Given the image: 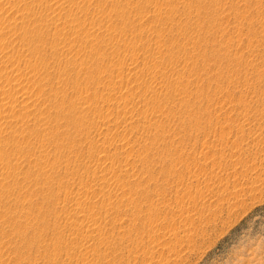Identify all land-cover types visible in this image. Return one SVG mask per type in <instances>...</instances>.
<instances>
[{
	"label": "rangeland",
	"instance_id": "obj_1",
	"mask_svg": "<svg viewBox=\"0 0 264 264\" xmlns=\"http://www.w3.org/2000/svg\"><path fill=\"white\" fill-rule=\"evenodd\" d=\"M0 264H264V0H0Z\"/></svg>",
	"mask_w": 264,
	"mask_h": 264
},
{
	"label": "bare ground",
	"instance_id": "obj_2",
	"mask_svg": "<svg viewBox=\"0 0 264 264\" xmlns=\"http://www.w3.org/2000/svg\"><path fill=\"white\" fill-rule=\"evenodd\" d=\"M113 76V75H112ZM121 81V80H120Z\"/></svg>",
	"mask_w": 264,
	"mask_h": 264
}]
</instances>
